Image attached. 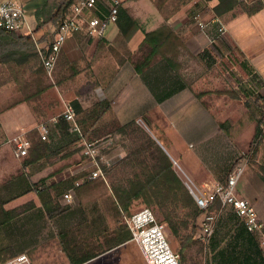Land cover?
<instances>
[{"label": "crops", "instance_id": "obj_1", "mask_svg": "<svg viewBox=\"0 0 264 264\" xmlns=\"http://www.w3.org/2000/svg\"><path fill=\"white\" fill-rule=\"evenodd\" d=\"M136 5L147 9L137 14L145 23L144 29H138L143 36L139 48L146 34L164 27L170 39L161 57L143 74H137L132 65L138 60V47L136 52L129 50L132 55L127 53L125 60L120 58L124 68H119L116 75L107 70L103 74V80L110 82L105 95L112 105L100 121L91 122L87 129L94 138L103 135L107 126L118 129L117 138L109 140L104 150V159L111 165L109 184L90 178L92 165L81 154V144L70 131V125L61 119L58 123L52 121L55 115L49 114L50 104L44 101L48 91L41 99L30 97V94L23 99H10L16 92V95L20 93L19 76L9 71V65L0 63V163H16L18 158L11 140L20 135L31 142L29 158L45 157L27 166L24 159H18L24 160L22 175L16 177L17 182L12 175L8 176L6 193L10 195L6 199L0 193L7 210H14L16 206L10 209L9 206L19 201L22 206L32 205L8 223V232L14 238L20 234L21 226L25 244L39 241L38 246H23L20 252L29 254L33 264H147L124 221L125 214L134 213L138 209L136 203L142 202L136 199L130 204L126 199L130 178H135L137 190L141 188L142 191V183L151 174L154 162L150 155L139 152L145 141L136 140L131 149L125 141L126 135L137 130L122 128L143 119L142 116L147 119V123L142 120L145 131L167 154L186 187L193 184L205 192L218 183H225L234 164L250 154L263 110L249 100L254 94L264 93V0L238 3L224 16L215 12L218 0H186L167 15L150 0H139ZM207 8L214 13V18L223 21L227 29L225 36L242 55L237 63L235 57L232 58L234 49L228 45L227 52L212 49L213 45H218L217 25H208L205 30L200 27V22L205 21L203 11ZM195 15L200 19L196 20ZM119 24L121 26V21ZM118 33V30L113 31L111 37L106 35L102 39L112 42ZM206 50L210 51L212 60L199 58ZM219 54L233 61L220 66L215 61ZM29 63L28 60L24 64ZM31 74V71H24L20 78H31ZM119 79L124 81L115 89L113 82ZM62 90L67 100H63L60 90L53 92L59 105L62 100L63 104L64 101L77 104L88 111L98 103L97 96L90 103L83 92H75L69 86ZM43 123L49 126L46 141L42 140L40 130ZM47 143L53 151L62 150L47 157ZM257 162L264 166V140ZM241 165L245 171L239 184L243 182L245 187L238 186L237 195L254 206L264 226V181L249 157ZM70 193L73 202L68 204L65 196ZM46 206L67 209L50 219ZM229 208V215L241 221L235 209ZM241 224L240 229L236 227L237 235L245 227L242 221ZM252 236L255 238L251 245L253 264H264V227ZM235 240L239 241L237 237ZM35 248L37 250L32 251ZM258 249L261 256L255 253ZM20 253L14 251L9 257Z\"/></svg>", "mask_w": 264, "mask_h": 264}, {"label": "rangeland", "instance_id": "obj_2", "mask_svg": "<svg viewBox=\"0 0 264 264\" xmlns=\"http://www.w3.org/2000/svg\"><path fill=\"white\" fill-rule=\"evenodd\" d=\"M20 1L22 2L24 6L27 21L29 25H31V27L33 28L35 25V17H34L35 4L31 3L32 0H20ZM76 1L78 2L80 0H76ZM120 1H121V12H120V19L117 24L118 26L116 24L111 25L107 32V37H111L113 31L118 30L119 33L115 38L112 39L113 41L108 42L106 39L95 40V39H91L90 37L86 35H76L72 37L67 42V44L65 45L63 49L59 64L57 66L54 80L50 79L47 76V73L44 70L42 59L40 58V56H36V57L33 56L32 58H30L29 64H24L21 66H17V65L9 66L10 67L9 71L16 72L19 76V79L17 80V84H18V88L20 92L17 95H16L17 93L16 92L15 93L16 96L14 95V97L10 99L12 100L23 99L26 97V95L29 96V94H33L34 98L37 97V95H39L38 98L41 99L43 98L42 95L46 93V91L44 93H40L41 90L44 87H49L47 90L48 92L46 93L44 97V101L50 104L49 114L50 115L54 114L55 117H58L62 114L63 101L61 100L60 102L61 106H60L58 103V99L53 94V92H55L56 89L60 90L62 97H64L63 100H67L62 90L63 87H66V86H69L70 89L72 87V89L75 90V92H79V93L83 92L86 95V98L90 103H93L94 97L96 96L98 97L97 98L98 102L103 97H105L106 100L109 101V99L105 95V88L110 82L103 80V74L105 70H107L108 72H112L111 75L112 74L114 75V73L116 75V71L118 72L119 68L121 69L124 68V65L120 63L121 62L120 58H124L125 60V57L128 56V54H130L129 50L136 52L135 48L136 47L139 48V43L140 41H142L141 39L143 38L139 30L140 29L142 30L145 23H142V18L138 17L137 14L141 12H146L147 10L145 7L136 5V2L139 0H120ZM150 1L154 3L158 9L160 8V10L162 11L164 15H167L173 12L174 10L178 9L182 5V3H184L186 0H150ZM203 13L205 14V15L203 14V17H202L205 19V21L202 20L204 23L210 22L215 17L214 13H212L211 9L209 8L205 9ZM120 21H121V26L119 24ZM55 32H56V29L53 27H50L49 36L46 37L45 40H42L43 33H38V34L35 33L34 35L40 46H47L53 40ZM141 46L139 50L137 51L138 59L140 58ZM131 55L132 54H130V56ZM220 55L222 54H219L218 56L216 55L218 60H215L216 63L219 64L220 66L221 64L227 65V63H229L228 61H233L232 58L231 60H229V59H226L224 56L222 57ZM135 59L136 58L134 57L133 60ZM135 64L136 62L132 63L133 67H135ZM24 71L25 72L31 71L32 77L28 79L20 78L21 73ZM178 71L181 74V68H178ZM120 79L113 82V86L115 89H118V87L121 86V82L124 81V80L120 81ZM9 94L11 95L10 92ZM257 97H259V94H254L253 98H250L249 101L254 103L257 106V108L261 109V107L256 101ZM109 102L112 105V102L111 101ZM141 118L143 119L136 120V123L140 128H142L143 130H146L145 128L146 126L142 120L146 122L147 119L145 118V116H142ZM109 120L110 122L113 121L112 119H109ZM132 129L133 128H129L127 129V131H131ZM117 130L118 129L116 126L115 127L113 126L112 128L107 126V128L102 132L103 135H101L98 138L92 137L90 135V132L87 133L85 130L84 132L86 133L85 136L89 140L99 142L100 154L102 155V157H104L105 156L104 150L108 147L109 140H114L115 138H117V132H118ZM126 136L128 137V139L125 138L127 140L125 139L123 140L127 142V145L128 147H130V149L133 148V145L135 146L136 140L146 141L145 136L139 131H135V133L131 132ZM82 150L83 149L81 148L80 150L81 154H82ZM11 151L13 152L12 148H11ZM30 153H29V156H30ZM28 157L24 158V160H26ZM13 158L14 157L12 156V159ZM86 159L89 160L88 158ZM15 160H16L15 161L16 163L10 162L9 164H7L8 161L6 163H0V193L5 199L10 195L6 193L7 179L10 178L8 176L12 175V177H14V182H17L18 180L16 177L22 175L21 167H22L24 160H18V159H15ZM97 180L103 181L102 179H97ZM186 180H189V179L186 178ZM105 183L107 184L111 183L109 172L107 173V182ZM191 186L194 187L193 184H191ZM238 186L245 187V183L241 182ZM189 187L187 188L189 190V194H191ZM14 194L18 195L19 193L14 192ZM21 204H22V201L13 203V205L11 204L9 206V209L12 208V206L14 207L16 206L15 209H19L22 207ZM136 204L138 206V209L134 211V213L144 208H149L154 211L158 220L162 222V216H160V214L157 212L154 206L147 205L142 202H138ZM214 211L218 213V217L215 223V228H214L215 232H214L213 237L211 238L210 243L206 245L199 239V233H200L199 230L201 228V225L205 217L204 216L205 213H203L201 217L198 219V223H197V226H198L197 234H196L197 241L196 243H193L190 248L186 249L182 255L180 253V249H181L180 240L174 238L171 235L170 230L165 224L167 227L168 241L173 251L177 253L180 256V258H184L183 264H239L242 262L244 258L243 251L245 252L244 249L246 247H244L243 245L238 246L237 244L240 241L237 242V240H235L236 238L235 236H237V228L239 227L238 229H240V227L242 226L241 221L238 220V218H235L229 215L231 213V210L229 207L221 208L220 205H216L214 208ZM134 213H126L125 217L132 215ZM224 216H225V219L222 220ZM227 217L228 219H226ZM124 221H125V218H124ZM238 224H240V226ZM9 227H10V224H7V223L0 226V250L1 249L4 251L10 250L9 252L19 251L20 253L22 252V249L25 246L30 247V248H34L38 246L39 241H35V242L33 241V242H29L25 244L24 240H22L23 236H22L21 226H19V230H18L20 234H18V236H13L14 238H12L10 232H8ZM34 250H37V249L35 248L32 251ZM222 250L224 251L223 253H221ZM231 255L236 257V259L238 258V260H235V258L232 257ZM6 257H9V255L3 254L1 256L0 254V258L5 259ZM12 258L14 257H11L7 260H10Z\"/></svg>", "mask_w": 264, "mask_h": 264}, {"label": "built area", "instance_id": "obj_3", "mask_svg": "<svg viewBox=\"0 0 264 264\" xmlns=\"http://www.w3.org/2000/svg\"><path fill=\"white\" fill-rule=\"evenodd\" d=\"M235 1L250 3L253 0ZM120 12V0H80L72 5L70 13L60 28L56 30L53 40L47 46H40L35 38L34 29L27 21L22 2L20 0H0V30L31 35L39 50L47 76L54 80L67 41L80 34L92 39L104 38L109 27L119 22ZM195 19L199 20V15H195ZM211 24L218 27L217 39L226 35V26L219 18H213L207 23L201 21L200 27L205 30ZM60 119L66 121L70 125V131L80 138L82 154L90 160L93 168L90 178L107 182V173L111 165L100 154L99 142L91 141L85 136L86 133L79 123L76 109L71 103L64 101L62 114L53 118L52 121L58 123ZM40 130L42 140L46 141L49 136L48 124H41ZM260 137H264V108L260 121ZM11 142L15 146V155L18 159L29 156L31 142L24 135L13 138ZM244 171V165L235 167L225 183H218L205 192L196 187H189L198 207L205 213L199 230V239L206 245L210 243L215 232L218 217V213L214 211L216 205H220L221 208L233 207L248 231L256 233L263 230L264 226L254 206L237 195L238 184ZM65 199L71 203L73 195L67 194ZM125 223L132 234V240L143 252L147 264H182L180 256L173 251L168 241L166 225L158 220L153 210L144 208L126 216ZM0 264L33 263L27 254H21L7 261L0 260Z\"/></svg>", "mask_w": 264, "mask_h": 264}, {"label": "trees", "instance_id": "obj_4", "mask_svg": "<svg viewBox=\"0 0 264 264\" xmlns=\"http://www.w3.org/2000/svg\"><path fill=\"white\" fill-rule=\"evenodd\" d=\"M76 2V0H32L31 3L35 4L34 32L36 34L43 33L42 40H45L46 37L49 36V28L53 27L56 30L59 29L63 21L66 19L67 15L70 13L72 5ZM237 4L238 2H236L235 0H218V5L215 7V12L219 16H224L225 14L234 10ZM169 39L170 34L165 27L158 31L146 34L141 46L140 58L135 64V70L137 74H143L146 70H148L155 64V62L161 57L162 49L166 46ZM217 41L218 45H213L212 49H225L227 52L229 51V49H227V45L228 47L234 49L233 44H231V40L227 36H223L222 38L217 39ZM233 51L234 55H232V58L235 57L234 60L237 63L241 59L242 55L236 48ZM33 56L36 57L40 55L36 43L31 35H20L17 33L0 30V63L9 66L13 64L21 66L24 65V63H26V61H28ZM210 56V51L206 50L203 54L200 55L199 58L201 60L209 61L212 60V56L211 58ZM48 88L49 87H44L40 93H44L48 90ZM231 95L232 97H236L233 93H231ZM31 96L33 97V94H30V97ZM38 97L39 95H37L35 99ZM256 101L261 109H263L264 93L260 94L259 97H257ZM73 106L78 114L80 125L88 133L89 131L87 129V125H89L91 122H98L103 117V115L111 108V103L107 101L105 97H103L94 108L88 111L82 110V108L77 104H73ZM128 128H135L145 136V145H143L142 149H140L139 152H142L147 156L150 155L154 162L151 166V174L146 177L145 183H142V191H140L141 188L137 190V183L135 182V178H130L129 188L125 193L126 199L130 204L133 203V200L138 199L141 200L142 203L154 206L160 216H162V223L164 222V224L167 225L171 235L174 238L180 240V253L182 255L186 249L190 248L193 243H196V234L198 229L197 223L198 219L201 217L204 211L198 207L193 196L189 194V190L174 170L172 161L169 159L158 142L154 140L145 130L140 128L136 122H132L122 129L126 130ZM76 137V141L80 143V138L78 136ZM263 140L264 137H260L259 123L248 157L249 162L255 167L258 174L264 181V166L260 165L257 162L259 149ZM47 144V157L57 155L62 150L61 149L58 151H53L50 148L49 143ZM134 154L135 153L133 152L132 157L134 156ZM248 157H243L239 161H237L234 164V168L241 165L242 162ZM28 158L24 162L25 166H27V164H29L30 162H39L41 159H45V157H42L40 159L30 157L29 159L31 160H29ZM127 160H129V157L126 159V161ZM31 207L32 205H25L19 209L7 210L6 203L1 201L0 199V226L6 223L8 224L12 219L23 215L25 212L31 209ZM45 209L48 217L50 219H53L59 214L66 211L67 208H64L62 206H46ZM252 235L253 233L249 232L247 228L244 227L241 234L236 236L240 241L237 245H243L244 247H246L244 249L245 252L243 251L244 258L242 257L243 260L239 264L254 263L252 256L254 250L252 249L251 245L254 242L255 238ZM9 251L10 250H3V252H1L0 254L1 256L3 254L12 255V252ZM255 251L258 256H261L262 252L260 249ZM231 256L234 257L233 255ZM11 257H6L5 259L0 258V260L6 261ZM234 258L235 260H238V258ZM183 260L184 258H181L182 264Z\"/></svg>", "mask_w": 264, "mask_h": 264}]
</instances>
